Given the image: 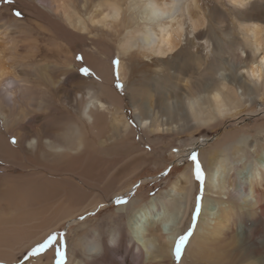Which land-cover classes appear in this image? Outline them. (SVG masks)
Returning a JSON list of instances; mask_svg holds the SVG:
<instances>
[{"label": "bare ground", "instance_id": "obj_1", "mask_svg": "<svg viewBox=\"0 0 264 264\" xmlns=\"http://www.w3.org/2000/svg\"><path fill=\"white\" fill-rule=\"evenodd\" d=\"M15 1L23 17L11 14L15 4L0 6V21H3L0 24V118L7 131L22 118L37 115V112H46L51 119L31 129L14 130V145L9 144L0 133V158L25 156L31 160L39 157L51 165L36 164L37 159L33 160L37 166L67 176L61 178L60 182L45 175H36L33 179L18 177L14 183L9 180L1 185L4 188L0 193L3 205L18 206L22 212L14 221L15 210L8 209L9 216L0 219V241L7 243L0 244V258L12 261L16 252L38 239L35 235L43 237L63 222H76L83 230L84 227L88 229L77 236L70 246L67 264H172L171 255L172 252L174 254L177 237L190 221V212L195 204L193 190L196 191L198 186L193 180L191 165L176 181L170 182L165 187L167 189H161L154 196L144 197L141 192L135 195L125 207L119 209L124 213L115 210L106 221L90 223L91 220H86L78 223L76 215L85 209H96V203H92L111 195L118 198L130 185L123 184L126 178L123 175L104 178L106 185L99 188L98 194H87L76 185L73 176L93 182V179L102 178L104 170H97L100 161L94 155L101 152L107 154L111 145L124 146L120 140H125V135L133 130L125 119L117 92L111 87V67L105 60L108 55L104 58L103 55L94 57L81 50L84 63L95 73L91 79H85L71 69L73 55H64L59 62L44 65L43 70L40 61L34 59L39 49L38 28L40 24L50 26L48 28L64 36L67 42L74 43L77 40L85 41L88 36L69 27L84 32L89 26L91 31H100L101 35L108 37L115 46L110 54L115 52L123 57L135 48L141 54L165 56L157 57L152 62L165 63L168 75L174 76L177 81L186 76L183 89L176 92L168 89L165 77L160 76L155 68L149 77L150 85L156 87L155 90L149 89L148 85L141 88L129 86L133 108L137 111L135 118L141 124L143 133L151 138L164 123L158 118L162 115L166 122L175 123L180 128H186L189 122L208 124L218 121L228 109L236 110L235 104L241 102L234 92L236 87L242 89L247 100L258 98L264 101V34L260 26L264 23V13L256 7L253 10L254 2L250 5L246 0H228L239 6L250 5L249 14L236 9L241 14V22L251 23L245 30L249 36L244 34V44L240 46L247 53L244 58L238 59L242 63L240 67L244 68V73L239 75L237 67L233 68L231 63L218 57L213 34L199 31L202 23L198 17L200 10L197 0H182L180 7L178 4L181 0L140 1L136 5L132 0ZM85 3H88V8L84 18L72 5L81 4L84 7ZM131 11L139 17V23H135L134 17L127 14ZM175 12H179L177 17ZM166 17L171 18L166 20ZM187 21L195 33V39L205 38V42L212 45L210 58L201 59L199 55H194L196 69L202 61L207 74L198 76L193 82L189 79L191 74H186L193 62L188 63L187 57H183L190 40L185 38L183 45L179 46ZM104 27L111 31H103ZM93 40L103 41L101 38ZM123 60L126 62L125 58ZM16 65L20 68L16 69ZM127 66L132 69L131 63ZM126 69L121 61L118 72L125 80ZM57 71L59 73L55 75ZM62 85L64 87L60 88ZM54 86L63 94L61 103L74 113L65 114L63 123L66 125L62 130L55 127V122L62 115L52 107L49 96V87L51 90ZM155 91L159 92V96H153ZM101 110L109 114L104 116L108 121L109 133L101 137L96 153L84 127L90 125L94 128L100 119L97 113ZM247 136H250L247 132H229L216 141L215 147L206 148L205 142L201 144L203 148L199 152V160L205 169V196L199 213L191 215L196 217L197 222L183 252L191 258L192 263L215 257L216 261L224 258L232 263L264 264V144H257L250 156L249 149L245 148ZM107 140L110 143L105 145ZM185 141L182 142L185 146H198L192 134ZM104 165L107 167L106 162ZM51 182H56L59 187H51ZM88 185L92 188L96 186L94 183ZM58 203L72 207L71 211L61 213L63 206ZM43 214L45 216L40 222L30 224L31 220ZM241 223L246 224L244 230L239 227ZM47 256L50 257V254ZM37 261L35 264H48L40 259Z\"/></svg>", "mask_w": 264, "mask_h": 264}, {"label": "rangeland", "instance_id": "obj_2", "mask_svg": "<svg viewBox=\"0 0 264 264\" xmlns=\"http://www.w3.org/2000/svg\"><path fill=\"white\" fill-rule=\"evenodd\" d=\"M140 1L147 3L151 0H132L135 5L139 4ZM182 2V0L179 1V7ZM252 2L256 3L253 6V10H255L254 8L256 7L258 11L264 13V0H246V3H249L250 5L252 4ZM10 4H15L12 7L11 14L17 17L16 13L19 12V16L23 17L22 10L16 4L15 0L0 1V6H9ZM249 4H247L246 6H239L238 4H232L228 0H197V6L200 10V14H198V17L200 18V22L202 23L198 27L199 31L210 32L213 34V40H215L216 42L215 51H218V57L221 60L225 59L227 62L231 63L233 68L234 66L237 67L239 75L240 73H244V68L240 67L242 63H239L238 59L239 57L244 58L247 53V50L245 48L242 49V47L240 46L242 43L244 44V34L249 36V32H245L246 27L251 25V23H247L244 21L241 22L239 20L241 16L239 11L244 14H249ZM81 7V4L72 5V8H74L77 13L79 10L78 14H80L81 17H84L83 15L85 14L86 9L88 8V3H85L84 7ZM236 9H238L239 11H237ZM131 13L127 12L128 15L134 17L135 23H139V17L135 16L133 11H131ZM178 13L179 12H175V17L178 16ZM166 18V20H169L171 17ZM2 22L3 21H0V24ZM172 23H174V21H172ZM260 26L263 28L262 31L264 34V23ZM48 27H46V25L40 24L38 28L39 34L37 37H39V49L37 53H35L34 59L38 62L40 61L39 63L43 65V67L44 65L46 67V65L48 66V64L50 63L52 64L59 62L64 55H70L71 57L73 55V64L71 65V69L83 78L91 79L95 77V73L91 70L87 63H84L83 54L81 50L83 49L85 53L87 51L90 55L94 57L99 55L102 57L103 55L102 58H104L105 55H108L105 60L109 63L111 67V87L114 91L117 92L120 98L121 108L123 110L125 119L128 122L130 128L133 130L131 133L125 135V140H120V142H122L124 146L122 145V147H115L114 145H111V150L108 151L107 154L106 152H101L98 155H94L98 156L100 161L97 170H104V175L102 178L93 179V182L91 179L86 180L77 175L73 176L74 182L77 183L76 185L80 186L83 189L82 191L87 194H98L99 188H102L106 185L105 179H111V177H121V175H123V177H126L124 179V182L126 183L123 182V184L130 185L128 190L126 192H123L118 198L111 195L108 196V198L106 199H102L92 203V205L96 203V209L91 210L88 207L89 209H85L82 213L76 215L78 223L86 220H91L90 223L92 221L97 223L100 220L106 221L111 212L125 207L127 205V202H129L135 195L139 194L140 192L144 195V197H152L161 189L164 190V188L169 185L170 182L176 181L177 177L181 175L183 171H186L188 169L187 166L191 165V169H193L194 165L190 159V154L193 152L197 153L199 159V152L203 148L201 147V144L203 142H205V145H207V147L204 146L206 148L213 146L215 147L216 141H218V139L224 136L226 133L247 132L250 136L246 137L245 142L247 144V147L245 148L249 149L248 155L250 156L256 149L257 144H264V101H261L258 98H255L251 101L247 100V97L242 94V89L239 87H236L234 89V92L237 93V95L241 98V102L235 104L236 110L228 109V111H226V115L219 117L218 121H211L208 123L209 125L206 123L196 124L194 122H189L186 125V128H180L175 123L169 124L168 121L166 122L165 116L162 115V117H158L161 121L164 122L162 125L159 126L160 131L156 132L151 138L147 137L146 134L143 133V128H141V124H139L135 118V113H137V111L133 108L129 86L135 85L141 88L148 85L149 89L155 90L156 87L151 86V81H149V77L151 75L150 73L154 68L155 71L159 72L160 76L162 75L165 77V80L168 82V89L170 91L176 92L180 89H183V85L187 77L185 76L183 80L177 81L175 80L174 76L172 77L168 75L166 69L164 68L165 63L152 62V60L156 59L157 57L165 58V56H158L155 54L147 55L145 53L141 54L135 48L131 49L130 52H128L127 55L123 57L119 56L115 52L113 53V55L110 54L112 51L115 50V46L112 44L111 41L107 39L108 37L101 35L100 31H98V33L95 31H91V28L89 26L87 30L88 32L86 30L84 32H80L74 29L73 27H69L74 32L77 31V33L79 34L88 36L85 41L77 40L74 43L67 42L64 36L58 35L55 31ZM108 29L109 28L104 27L102 30L108 31ZM194 34V31H192L190 28L189 21H187L184 24V31L183 35L180 38L181 41L179 46L183 45L185 38H188L190 40V43L185 46V53L183 57H187L188 63L193 62L189 66V72L185 70L187 75L191 74V77L189 78L191 82L197 80L198 76L207 74L203 70V68L205 67V63L202 61L201 64L198 66V69H196L194 55H199L201 59H208L210 58V49L212 48L211 42H205V38L195 39ZM56 36L57 39L55 40L54 37ZM99 38L103 39V41L98 42L93 40H98ZM191 43L193 46H191ZM46 45H48L50 48ZM5 55L8 56L9 54L5 53ZM123 58H125L126 62H124ZM117 60L119 61V64L122 61L127 67L126 80L124 77H122L121 72H118L119 64L117 66V64L114 63ZM130 63L132 69L127 66ZM154 65L156 67H154ZM45 67L43 68V70L45 69ZM19 68L20 66L16 65V69ZM85 68L88 69L87 74L82 71V69ZM58 73L59 72L57 71L54 74L58 75ZM171 73H173V71H171ZM118 85H122L123 87H118ZM171 85L174 86L171 87ZM56 86H54L53 89L51 88V90L49 87V96L51 97L53 103L52 107L56 108L60 115H62L59 116L60 119L56 115L59 121L55 122V127L57 130H62L66 125L65 123H63V117H65V114L67 112L72 114L74 113L69 108L67 109L65 107L66 105H63L61 103V101L63 100V94H61L60 91H57L55 89L57 88ZM63 87V85L60 86V88ZM153 94L154 97L159 96L158 91H155ZM97 114L100 116V119L96 121V126H93L94 128L89 127L90 125H86L84 127V129H86L85 131L87 132L86 134H88V140L92 144L93 150L96 149V153H98L97 150L99 149L98 146L101 137H104L106 136V134L109 133L108 121L107 118H105L106 116H109V114L107 113V111L102 110ZM42 115H45L43 116V119ZM50 116L51 115H48V113L46 112H37V115H27L26 117L19 120L18 123H16V126L13 125L11 127V130L9 131L4 129L3 120L2 118H0V133L4 136L5 140H7L9 144L14 145L16 143V135L14 130L20 131L26 130L28 128H34L41 122L47 121L48 119L50 120ZM53 121L54 119L51 122ZM217 122L218 125H215L217 124ZM209 126L215 127L210 128ZM191 134L193 135V139H195V143L197 142V145L200 148L198 146L195 147L183 145L182 142H186L185 140H187ZM13 139H15V143H13ZM108 143H110L109 140L105 142V145H107ZM33 160L37 162L36 164L45 165L46 163L47 165H51L50 162H44L39 157H34L33 159L31 158V160L25 156L17 159L0 158V193L4 190V188L1 186L2 184H7L9 180L11 182H16L18 177V179L24 177L33 179L37 176L45 175L49 178L52 177L54 178V180L58 181L66 178L67 175L65 176L64 174H54L53 172L47 171L46 168L44 169V167H41L40 165L37 166L35 163H33ZM104 162H106L107 167L104 165ZM201 167L204 171L205 176V169L203 168L202 164ZM110 173L111 176L109 175ZM193 180L198 186L196 191L193 190V201L196 204V198L198 196L202 194V200L205 196V184L203 185V192L201 193L199 182L194 179V176ZM89 183H94V185L96 186H93L94 188H92L90 187L91 185H88ZM50 186H53L54 188L59 187L56 182H51ZM6 188L9 189L10 187L7 186ZM207 197H210V195H207ZM202 200L200 201V205ZM58 204L63 206V210L61 211V213L70 212L72 209V207H68L67 204ZM195 204L193 206V211L190 212V221L183 229V232L178 235L177 239L185 233L192 234L193 226L197 222V220H195L196 217L191 216L192 214H196ZM55 208L56 206L52 207L50 213H52ZM8 209L15 210V212H13L14 221L16 217L22 212L20 210V207L5 206L3 205L2 201H0V219H5L9 216ZM122 213H124V211ZM44 216L45 215L43 214L41 217L34 218L30 221V224L40 222ZM77 227L78 225L76 222H71V224L68 222H63L62 225L57 226L55 229L48 232V234L43 237L39 236L40 234L35 235V238L37 237L38 239L35 240L34 243L28 245L21 251L16 252L12 261H6L0 258V264H35L38 263V259H40L42 263L47 262L48 264H59L57 250H62L64 252L63 261L64 264H67V259L70 256V246L73 245V242L77 238V236L81 235L84 230L88 229V227H84V230L81 227ZM239 227L241 229L243 228L244 230V228H246V224L241 223L239 224ZM75 231L78 232L76 233ZM49 236H55L57 239L53 240L43 252H38L37 254L33 255L32 250L34 248H38L40 244L45 243L48 240ZM188 241L183 246V252L184 248L188 244ZM0 244L7 243H3L2 241H0ZM15 246H13V248H15ZM229 248L231 249L230 246ZM229 248L227 247V249ZM183 252L179 260L176 258L175 252L174 254L172 252V264H179L181 259H183L181 264H239L232 263L228 259L224 258L222 260L216 261L215 257H213V259H208L203 262L197 261L196 263H192L191 258L187 256L186 252L184 254ZM225 252L229 251L225 250ZM76 253L80 256V253L78 251H76ZM48 254H50V257L47 256ZM145 260L146 259H144V261Z\"/></svg>", "mask_w": 264, "mask_h": 264}, {"label": "snow or ice", "instance_id": "obj_3", "mask_svg": "<svg viewBox=\"0 0 264 264\" xmlns=\"http://www.w3.org/2000/svg\"><path fill=\"white\" fill-rule=\"evenodd\" d=\"M17 16L20 15L19 12L16 13ZM114 63L119 64V61H115ZM82 71L85 72V74H87L88 72V69H82ZM118 87H123L122 85H118ZM13 143H15V139H13ZM190 159L191 161L193 162V176H194V179L196 181L199 182V185H200V191L201 193L203 192V185H204V180H205V176H204V171L201 167V163L198 159V155L197 153L193 152L190 154ZM202 200V194L200 196H198L196 198V204H195V208H196V213L198 214L199 213V210H200V201ZM118 202H123V201H118ZM191 233H185L183 235H181L179 238H178V242L176 243L175 245V248H174V252H175V256L176 258L179 260L182 256V252H183V246L185 245V243L188 241V238L190 236ZM57 239L55 236H49L48 237V240L45 242V243H42L39 245L38 248H34L32 250V253L33 255L37 254L38 252H43L50 244L53 240ZM57 256L59 258V264H64V261H63V256H64V252L62 250H57Z\"/></svg>", "mask_w": 264, "mask_h": 264}]
</instances>
